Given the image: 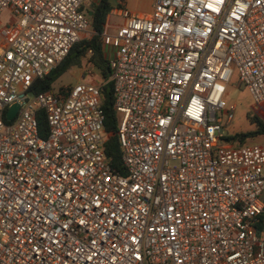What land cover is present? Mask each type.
Instances as JSON below:
<instances>
[{
    "label": "built area",
    "instance_id": "2783aa9c",
    "mask_svg": "<svg viewBox=\"0 0 264 264\" xmlns=\"http://www.w3.org/2000/svg\"><path fill=\"white\" fill-rule=\"evenodd\" d=\"M85 2L0 0V264H264V142L223 134L234 71L264 113V0L118 9L102 41L126 175L103 81L32 91L94 33Z\"/></svg>",
    "mask_w": 264,
    "mask_h": 264
},
{
    "label": "trees",
    "instance_id": "16d2710c",
    "mask_svg": "<svg viewBox=\"0 0 264 264\" xmlns=\"http://www.w3.org/2000/svg\"><path fill=\"white\" fill-rule=\"evenodd\" d=\"M91 16L88 15L91 28L94 33L90 37L82 38L75 43L68 52L65 59L55 68L50 74L43 79L38 80L32 91L39 93L43 91L52 90L53 81L62 73L70 68H81L84 60L88 62L98 73L101 80L105 83L102 91V109L105 115V130L108 134L105 143V153L109 161L110 167L115 172L126 175L127 171L121 160L120 141L117 132L118 127V114L114 109V97H113V84L109 80L111 69L109 66V59L105 46L102 41V34L105 30V24L108 15L113 9L110 0H97V2L91 3ZM85 10V7H82ZM65 88L59 92H63ZM43 114V113H40ZM39 114L40 126L44 130L47 128L45 118ZM248 117L254 128L248 131L237 132L231 136H227L226 139L232 140L236 146L246 144L247 140L263 137L264 136V119L259 115L253 113L248 114ZM43 136L44 133L41 132ZM240 144V145H237ZM260 229H263V225L260 224Z\"/></svg>",
    "mask_w": 264,
    "mask_h": 264
},
{
    "label": "rangeland",
    "instance_id": "374dc122",
    "mask_svg": "<svg viewBox=\"0 0 264 264\" xmlns=\"http://www.w3.org/2000/svg\"><path fill=\"white\" fill-rule=\"evenodd\" d=\"M93 0H86L84 7L85 12L88 15L91 11V3ZM112 6L117 7L118 0H110ZM112 20L116 18L111 14ZM1 29L0 32H4L12 28L10 21V15L6 10L1 14ZM90 31L93 32L92 28ZM108 55V54H107ZM80 81L88 82H100L102 81L99 77L97 71L90 65L86 60H84L81 68H70L61 75H59L52 83V90L54 92H59L63 88L73 87ZM225 100L229 104H236L237 108L235 111L234 119L231 125L224 128L223 134L225 139L227 136H231L237 132L248 131L254 128V124L250 121L248 114H257L261 118H264V113L255 112V105L253 100L243 84L240 83L239 76L237 71H234L230 86L228 89V95L225 97ZM264 142L263 137H257L247 140L246 144H255V143ZM240 145V144H237Z\"/></svg>",
    "mask_w": 264,
    "mask_h": 264
},
{
    "label": "crops",
    "instance_id": "0c3cea01",
    "mask_svg": "<svg viewBox=\"0 0 264 264\" xmlns=\"http://www.w3.org/2000/svg\"><path fill=\"white\" fill-rule=\"evenodd\" d=\"M154 1L155 0H118L117 7L113 6L112 11L107 17L105 30L107 29L109 33H114L119 26L125 24L126 20L118 14L119 8L127 7L136 14L150 15L153 11ZM93 2H97V0H93ZM111 14L116 18L115 20H112ZM106 52L108 54L109 50H106ZM263 230H264V225H263V229H261L260 231Z\"/></svg>",
    "mask_w": 264,
    "mask_h": 264
},
{
    "label": "water",
    "instance_id": "95a60500",
    "mask_svg": "<svg viewBox=\"0 0 264 264\" xmlns=\"http://www.w3.org/2000/svg\"><path fill=\"white\" fill-rule=\"evenodd\" d=\"M92 12H89V16H91ZM18 106L14 105L11 107V109L8 111L7 118L8 120L12 119L17 111Z\"/></svg>",
    "mask_w": 264,
    "mask_h": 264
}]
</instances>
